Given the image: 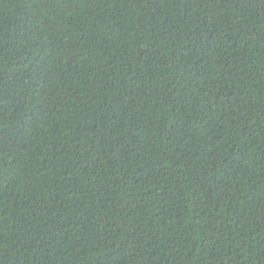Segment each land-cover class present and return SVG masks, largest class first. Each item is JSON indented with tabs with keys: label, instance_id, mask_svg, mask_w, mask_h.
Wrapping results in <instances>:
<instances>
[{
	"label": "trees",
	"instance_id": "16d2710c",
	"mask_svg": "<svg viewBox=\"0 0 264 264\" xmlns=\"http://www.w3.org/2000/svg\"><path fill=\"white\" fill-rule=\"evenodd\" d=\"M0 264H264V0H0Z\"/></svg>",
	"mask_w": 264,
	"mask_h": 264
}]
</instances>
